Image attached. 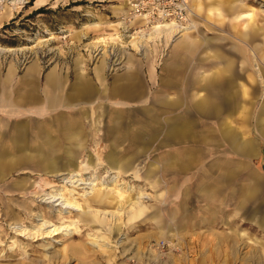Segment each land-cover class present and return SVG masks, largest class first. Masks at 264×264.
<instances>
[{"label":"rangeland","instance_id":"1","mask_svg":"<svg viewBox=\"0 0 264 264\" xmlns=\"http://www.w3.org/2000/svg\"><path fill=\"white\" fill-rule=\"evenodd\" d=\"M224 1L190 0L194 28L146 41L139 37L151 30L123 13L126 0H0V79L10 101L0 107V129L7 142L13 127L34 115L28 105L16 103L14 90L22 80L36 82L42 96L49 74L58 76L62 98H71L80 84L93 90L91 99L72 98L53 112L72 115L82 107L76 161L83 168L47 176L24 167L0 182V264H258L257 257L264 263V224L257 220L264 200L260 191H248L254 181L264 189V137L258 128L259 120L264 124V0ZM210 4H219V10L209 11ZM250 10L251 18H235ZM231 72L240 110L198 115L192 102L206 92L205 85L218 86ZM128 74L140 92L137 99L110 92L125 85ZM191 95L189 112L202 127L165 142V122L175 124L183 108L154 101L157 137L148 147L131 142L132 123L145 117L141 112L151 100L164 97L172 103L169 99ZM162 107L171 110L159 112ZM117 114L121 120H115ZM116 121L123 134L116 151L131 160L126 170L106 161ZM227 124L250 142L251 153L230 147L222 135ZM30 130L27 140L37 144ZM50 134L59 135L62 148L69 143L59 127L52 126ZM188 152L194 153L191 159ZM227 168L230 180L212 182ZM20 181L26 184L8 187ZM217 188L220 194L211 197ZM101 193L105 204L93 199L103 201ZM60 196L78 207L66 208ZM209 211L215 215L208 224L202 218ZM182 212L200 221L175 235ZM52 226L60 228L58 233L45 234ZM68 250L75 255L64 260Z\"/></svg>","mask_w":264,"mask_h":264},{"label":"crops","instance_id":"2","mask_svg":"<svg viewBox=\"0 0 264 264\" xmlns=\"http://www.w3.org/2000/svg\"><path fill=\"white\" fill-rule=\"evenodd\" d=\"M215 1L216 3L221 4L224 0ZM194 2H199V0H194ZM224 2L227 3V0H225ZM229 3L230 0H228V5ZM218 5L219 4H210L208 6L209 11H214L215 9L219 10ZM34 6L37 7L40 6V4H37L36 2ZM230 8L234 9L235 7L231 6ZM123 13H126V11L123 10ZM251 15L252 12L250 10L235 15V18L247 16L251 18ZM139 25L141 26L142 22H140ZM181 36V40L185 41L188 38V33L185 32ZM181 44L187 51L191 50L192 48V45H189L188 43L185 44L181 42ZM34 67H36L34 64L31 65L28 71L31 72V69H33ZM130 76L131 74H128V82H126L125 85L112 87L110 89L111 94L128 99L139 98L140 92L138 91L135 83L130 79ZM234 78L235 74L231 72V74L226 77L224 81L219 83L220 85L217 86L212 82L208 85H205L204 88L206 92L201 96L199 95L197 99L192 102V106L195 112L198 115H217L219 114V112H226L228 114H231L235 111H239L240 105L238 104V102H236V93L231 90ZM21 84L23 86L18 85L14 90V92L17 94L16 103H18L19 105H28L27 110L31 111L30 113L34 115L28 116L24 124H18L13 127L12 134L10 135L11 142L6 141L5 134L0 129V182L3 181L5 176L12 170L23 169L24 167L32 166L43 171L47 176L83 168L85 165H83L80 161H76V150L77 147L81 144L82 136V128L79 126L80 118L77 112L81 113L82 107H79V109L76 111V114L73 113L72 115L65 114L62 110L61 112H53L57 110L60 105H62L60 103H63V105H66L68 103L70 105V100L72 98H75L77 100L81 98L86 100L91 99L90 95H92L93 93L92 88L87 84L85 86H83V84H80L76 87L75 94H73L71 98L69 96L67 98H62L58 94V89H60L59 79L58 76L54 74H49L46 76L43 96L37 92L36 82H32L29 79H24L21 81ZM0 85V107H6L10 101L8 99L7 90L4 83L2 82V79H0ZM193 98L194 97L192 95L189 97H177L169 99L172 103H166L167 100L164 97H155L153 100H151V107L148 108V110L146 108L144 112H141L145 117L134 119L136 121L132 123L133 132L131 135L129 134L131 142H137V144H141V146L143 147H148L150 140H152V138L154 137H157L156 133H158V129H154L152 124L153 121L157 122L156 117L159 108L157 109V105L153 103L154 101L160 103L161 105L168 104L171 108L173 107L172 109L178 108L179 105V108H183L177 113V115H175V118H177L175 124L168 125L165 122V126L163 127L165 130V137L163 140L165 142L176 140L179 136L191 132L192 129H198L202 127L198 126L197 123L194 124L192 118L193 114L191 115V113L189 112L188 104H190L189 102L193 100ZM166 110L171 109H165L162 107L160 108L159 112ZM243 110H245L244 106H242V111ZM262 113H264V102L260 108V114ZM119 118L121 120L122 116L120 114H117L115 116V120H119ZM261 121L262 120H259L258 122V128L259 132L264 137V124H262ZM120 125L121 124L119 123V121L112 122L111 124L115 131L108 135L111 138L109 142L111 144L109 145V149L106 151L108 152L106 161L109 166H112L117 170H126L131 163L130 157L123 156L124 153H119L116 151L120 143L118 138L120 136H123V134L119 132L120 130L117 129ZM52 126H54L56 129L59 127L62 134L61 136L69 142L67 145H65V147L62 148L61 145L57 143L59 135L55 137L51 136L50 132ZM27 128L31 129L30 131L33 130V132L35 133L34 138L39 140L37 144L33 143L30 145L29 141L27 140ZM144 135H148L146 136V139H144ZM222 135L226 138L231 148H235L240 152L251 153L254 149L250 142L241 141L228 124L224 128ZM27 149H32L33 152L27 154ZM193 156L194 153L188 152L186 158L191 159V157ZM224 172L225 173L223 174V176L221 174L215 176L212 182H214L215 184H220L230 180L231 170L227 168L224 170ZM25 184V181H20L13 184L10 183L8 187H14L16 189L21 188V186L23 187ZM248 191L251 193L260 191L261 198L264 200V189L261 190V185L258 182H249ZM220 192L221 189L217 188L212 189L209 193L211 197H213L215 195H219ZM100 196L103 201H97V199L100 197L93 196L94 198H92L95 199V201L99 204H105L107 200L106 194L101 193ZM134 213H136V211ZM214 215L215 211H209L207 216L203 217L202 220L205 223L209 224L214 221ZM174 218L175 217H172L170 220L173 221ZM192 219L193 216H189L187 212H182L181 219L179 221L175 220V235H179L178 232L184 231L186 227H194L195 224L199 223L200 221H193ZM129 220L132 221L133 218L131 217ZM257 220L261 224H264V213L261 216H258ZM166 226L167 225H165V227ZM159 227L161 228V226ZM93 242L95 244V241ZM228 243L233 244V240L230 239ZM137 246L140 245L138 244ZM259 246H261V244H259ZM262 250H264V248H262L261 251ZM68 252L69 253L67 255L63 256L64 260H70L71 256L75 255L74 251L68 250ZM259 258L257 257V263L264 264L263 262L258 260ZM230 259L231 257H228L227 261L229 262ZM31 261L32 260L28 261V263L25 264H30ZM33 262L37 263L38 261ZM97 262L100 264L101 261L98 260Z\"/></svg>","mask_w":264,"mask_h":264},{"label":"built area","instance_id":"3","mask_svg":"<svg viewBox=\"0 0 264 264\" xmlns=\"http://www.w3.org/2000/svg\"><path fill=\"white\" fill-rule=\"evenodd\" d=\"M128 18H135L150 27L158 23H174L176 27L191 25L190 0H126Z\"/></svg>","mask_w":264,"mask_h":264},{"label":"bare ground","instance_id":"4","mask_svg":"<svg viewBox=\"0 0 264 264\" xmlns=\"http://www.w3.org/2000/svg\"><path fill=\"white\" fill-rule=\"evenodd\" d=\"M145 28H147V29H150L151 30V33H148V34H146V35H139L140 37H139V39H141V40H146V41H150V40H157V39H162L163 38V36H167V35H170V33L171 32H173V31H175V29H177V28H179V27H176L175 26V24L174 23H168V22H164V23H158V24H153L152 26H150V27H145ZM190 28H194V24L193 23H191V25H189L188 27H185V28H179V30L180 31H183V30H185V29H190ZM174 29V30H173ZM141 31H139V33H140ZM169 33V34H168ZM141 40H140V42H141ZM145 41V42H146ZM56 192V191H55ZM57 195H59V193H56L55 195H52V198H55ZM71 195V194H70ZM60 198H61V202H62V204L66 207V208H68V209H70V208H76V207H78L77 206V204H76V201L75 200H73V199H67V198H64V197H62V196H60ZM72 198V197H71ZM50 199V198H49ZM58 199V198H57ZM57 199H55V200H57ZM54 200V201H55ZM20 230V229H19ZM22 230V229H21ZM42 230V229H41ZM60 230V228L59 227H56V226H52V228L51 229H49L47 232H45V234H47V235H54V234H57L58 233V231ZM24 231V230H23ZM22 231V232H23ZM66 232H67V234H70V233H72L71 231H70V229H68V230H66Z\"/></svg>","mask_w":264,"mask_h":264}]
</instances>
